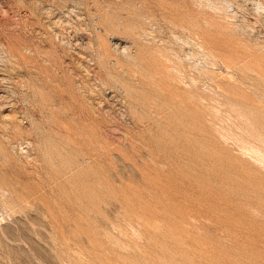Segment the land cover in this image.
I'll return each mask as SVG.
<instances>
[{
  "label": "rangeland",
  "instance_id": "obj_1",
  "mask_svg": "<svg viewBox=\"0 0 264 264\" xmlns=\"http://www.w3.org/2000/svg\"><path fill=\"white\" fill-rule=\"evenodd\" d=\"M263 108L264 0H0V264H264Z\"/></svg>",
  "mask_w": 264,
  "mask_h": 264
},
{
  "label": "bare ground",
  "instance_id": "obj_2",
  "mask_svg": "<svg viewBox=\"0 0 264 264\" xmlns=\"http://www.w3.org/2000/svg\"><path fill=\"white\" fill-rule=\"evenodd\" d=\"M105 25H107V24H105ZM105 25H104V27H105ZM109 25H110V24H109ZM109 25H108V26H109ZM109 27H110V26H109ZM109 27L106 28V31H105V32H108V31L110 32V28H109ZM181 27H182V25H181ZM103 29H104V28H103ZM195 30H196V29H195ZM194 32H195V31H194ZM198 33H200V32H198ZM198 33H197V31H196V34H198ZM201 33H203V32H201ZM112 34H113V32H112ZM106 35H108V34L106 33ZM102 37H103V36H102ZM102 37H101V38H102ZM99 38H100V35H99ZM133 38H134V34H133ZM102 39H103V38H102ZM134 39H136V38H134ZM134 39H133V40H134ZM178 39H180V38H178ZM203 39H204V38H203ZM102 41H103V40H102ZM164 41H165V40H164ZM168 41H169V40H168ZM165 42H166V41H165ZM203 43H204V42H203ZM207 43H208V42H207ZM100 44H102V43H100ZM169 44H170V43H169ZM169 44H168V45H169ZM199 44H200V43H199ZM103 45H104V44H103ZM161 45H162V44H161ZM164 45H165V43H164ZM164 45H163V46H164ZM200 45H201V44H200ZM204 45H205V44H204ZM117 46H118V45H117ZM147 46H148V45H147ZM158 47H160V46H158ZM158 47H157V48H158ZM167 47H169V46H167ZM170 47H171V45H170ZM213 47H214V46H213ZM117 48H118V47H117ZM128 48H129V47H128ZM162 48L164 49L165 47H162ZM202 48H203V47H202ZM214 48H215V47H214ZM126 49H127V48H126ZM146 49H147V48H146ZM150 49H151V48H150ZM168 49H169V48H168ZM172 49H173V48H172ZM172 49H171V50H172ZM211 49H212V48H211ZM124 50H125V49H124ZM128 50H129V49H127V51H128ZM147 50H149V47H148ZM175 50H176V49H175ZM182 50H183V49H182ZM152 51H153V50H152ZM158 51H159V50H158ZM169 51H170V50H169ZM209 51H210V50H209ZM211 51H212V50H211ZM160 52H161V51H160ZM162 52H164V51H162ZM191 52L193 53V51H191ZM122 53H123V49H122ZM149 53H150V51H149ZM155 53H156V52H155ZM155 53H154V54H155ZM158 53H159V52H158ZM165 53H166V55L168 54L167 51H166ZM186 53H188V51H186ZM147 54H148V53H147ZM150 54H151V53H150ZM178 54H179V51H178ZM209 54H210V52H209ZM160 55H162V54H160ZM186 55H189V54H186ZM192 55H194V54H192ZM212 55H213V54H212ZM144 56H146V55H144ZM151 56H152V54H151ZM173 56H175V59H176V60L179 58V57L176 58V55H173ZM191 57H192V56H191ZM153 58H154V57H153ZM155 58H156V57H155ZM158 59H159V58H158ZM166 59H167V58H166ZM172 59H173V57H172ZM179 59H180V58H179ZM179 59H178V60H179ZM151 60H153V59H151ZM163 60H164V59H163ZM181 60H182V59H181ZM144 61H145V60H144ZM161 61H162V60H161ZM167 61H168V59H167ZM169 61H170V60H169ZM179 61H180V60H179ZM150 62H151V61H150ZM157 62H158V61H156V63H157ZM162 62H163V61H162ZM170 62H171V61H170ZM175 63H176V62H175ZM177 63H178V61H177ZM181 63H182V61H181ZM172 64H173V63H172ZM214 64H215V63H214ZM144 65H145V64H144ZM158 65H159V64H158ZM160 65H161V64H160ZM169 65H170V64H169ZM178 65H179V64H178ZM189 65H190V64H189ZM191 65H192V64H191ZM122 66H123V65H122ZM153 66H154V65H153ZM153 66H152V67H153ZM155 66H157V65L155 64ZM165 66H166V65H165ZM173 66H174V65H173ZM173 66L171 65V67H173ZM176 66H177V65L175 64V67H176ZM179 66H180V65H179ZM179 66H178V67H179ZM168 67H169V66H168ZM168 67H167V68H168ZM180 67H181V66H180ZM184 67H185V65H184ZM226 67H227V66H226ZM125 68H126V67H125ZM153 68H154V67H153ZM155 68H156V67H155ZM158 68H162V66H159ZM182 68H183V67H182ZM185 68H186V67H185ZM185 68H184V69H185ZM122 69H123V68H122ZM187 69H188V68H187ZM200 69H201V68H200ZM128 70H129V69H128ZM153 70H154V69H153ZM162 70H163V68H162ZM165 70H166V69H165ZM174 70H175V69H174ZM174 70H173V71H174ZM123 71H124V70H123ZM123 71H122V72H123ZM133 71H134V70H133ZM175 71H176V70H175ZM181 71H182V69H181ZM188 71H189V70H188ZM197 71H198V70H197ZM202 71H203V70H202ZM202 71H201V72H202ZM130 72H131V71H130ZM155 72H156V71H155ZM167 72H168V71H167ZM171 72H172V71H171ZM120 73H121V71H120ZM124 73H125V72H124ZM134 73H135V72H134ZM162 73H164V72H162ZM175 73H176V72H175ZM172 74H173V73H172ZM177 74H178V73H177ZM184 74H185V73H183L182 76H181V75H180V72H179L180 77H183ZM204 74H205V73H204ZM204 74H203V75H204ZM209 74H210V73H209ZM211 74H212V73H211ZM211 74H210V75H211ZM213 74H214V73H213ZM213 74H212V75H213ZM148 75H149V74H148ZM164 75H165V74H164ZM175 75H176V74H175ZM185 75H186V74H185ZM196 75H198V74H196ZM131 76H132V75H131ZM137 76H138V75H137ZM172 76H173V75H172ZM188 76H190V75H188ZM194 76H195V75H194ZM194 76H193V77H194ZM208 76H209V75H208ZM243 76H244V75H243ZM132 77H133V76H132ZM138 77H140V76H138ZM161 77H162V76H161ZM176 77H177V76H176ZM184 77H185V76H184ZM253 77H254V76H253ZM162 78H163V77H162ZM199 78H200V77H199ZM230 78H231V77H230ZM233 78H234V77H233ZM238 78H239V76H238ZM245 78H246V77L244 76V79H245ZM159 79H160V78H159ZM164 79H165V78H164ZM166 79H168V77H167ZM169 79H170V78H169ZM182 79H183V78H182ZM251 79H252V78H251ZM175 80H177V79H175ZM240 80H241V79H240ZM138 81H139V80H138ZM163 81H165V80H163ZM180 81H182V80H180ZM196 81H197V80H196ZM215 81H216V80H215ZM215 81H214V83H215ZM242 81H244V80H242ZM165 82H166V81H165ZM172 82H174V81L172 80ZM222 82H224V81H222ZM226 82H228V81H226ZM226 82L223 83V86H224V84H226ZM235 82H236V81H235ZM244 82H245V81H244ZM158 83H159V82H158ZM167 83H168V82H167ZM228 83H229V82H228ZM228 83H227V84H228ZM217 84H218V83H217ZM217 84L215 83V85H217ZM239 84H240V83H239ZM149 85H150V83H149ZM171 85H172V83H171ZM177 85H178V84H177ZM191 85H192V84H191ZM191 85H190V87L193 86V85H192V86H191ZM150 86H151V85H150ZM152 86H153V85H152ZM164 86L167 87L166 84H164ZM168 86H169V85H168ZM172 86H174V84H173ZM175 86H176V84H175ZM178 86H179V85H178ZM194 86H195V85H194ZM218 86H221V85H218ZM153 87H154V86H153ZM179 87H180V86H179ZM190 87H189V89H190ZM226 87H227V85H226ZM233 87H234V86H233ZM160 88H161V87H160ZM168 88H169V87H168ZM173 88H174V87H173ZM176 88H177V87H176ZM181 88H182V87H181ZM221 88H222V87H220V89H221ZM228 88H229V87H228ZM156 89H157V88H156ZM177 89H178V88H177ZM177 89H176V92H178ZM189 89H188V90H189ZM192 89H193V88H192ZM194 89H195V87H194ZM197 89H198V88H197ZM222 89H223V88H222ZM230 89H231V88H230ZM152 90H153V89H152ZM161 90H162V89H161ZM178 90H179V89H178ZM236 90H238V89H237V86H236ZM162 91H163V90H162ZM185 91H187V90L185 89ZM224 91H225V89H224ZM227 91H228V93L230 94L229 90H227ZM232 91H233V89H232ZM160 92H161V91H160ZM173 92H174V91H172V93H173ZM233 92H234V91H233ZM172 93H171V94H172ZM181 93H182V92H180V93L178 92V93H177V94H178V97H177V98L180 99V96H179V95H180ZM187 93H188V92H187ZM192 93H193V92H192ZM194 93H196V92H194ZM228 93H227V94H228ZM171 94H170V96H171ZM175 94H176V93H175ZM183 94H184V93H183ZM183 94H181V95H183ZM213 94H215V93H213ZM232 94H236V91H235V93H232ZM237 94H238V93H237ZM160 95H162V94H160ZM188 95H189V93H188ZM195 95H196V94H195ZM195 95H194V96H195ZM199 95H200V94H199ZM230 95H231V94H230ZM238 95H239V94H238ZM172 96H173V95H172ZM172 96H171V97H172ZM191 96H192V95H191ZM202 96L204 97L205 95H202ZM211 96H212V95H211ZM211 96H209V97H211ZM233 96H234V95H233ZM243 96H244V94H243ZM182 97H183V99H184V96H182ZM196 97H197V96H196ZM203 97H202V99H203ZM212 97H213V96H212ZM163 98H164V97H163ZM174 98H175V96H174ZM185 98H186V97H185ZM187 98H190V99H191V97H188V96H187ZM206 98H207V97H206ZM234 98H235V97H234ZM237 98H238V97H237ZM166 99H167V98H166ZM170 99H172V98H170ZM175 99H176V98H175ZM194 99H195V97H194ZM208 99H209V98H208ZM214 99H215V97H214ZM177 100H178V99H177ZM191 100H193V99H191ZM212 100H213V99H212ZM212 100H211V101H212ZM215 100H217V99H215ZM236 100H237V99H236ZM236 100H235L234 104L237 103ZM167 101H168V100H167ZM180 101H181V99H180ZM182 101H183V100H182ZM186 101H187V100H186ZM193 101H194V100H193ZM209 101H210V100H209ZM243 101H244V100H243ZM243 101H242V102H243ZM239 102H240V99H239ZM184 103H185V105H186V102H184ZM200 103H201V102H199V104H200ZM175 104H176V103H175ZM189 104H190V103H189ZM196 104H198V102H197ZM228 104H229V103H228ZM234 104H230V105H234ZM181 105H183V103H182ZM190 105H191V104H190ZM193 105H194V104H193ZM193 105H191V106H193ZM235 105H236V104H235ZM235 105H234V106H235ZM169 106H170V104H169ZM172 106H173V105H172ZM172 106H170V108H171ZM175 106H176V105H175ZM175 106H174V107H175ZM178 106H179V105H178ZM191 106H190V107H191ZM197 106H198V105H197ZM199 106H200V105H199ZM174 107H173V108H174ZM183 107H184V106H183ZM167 108H168V107H167ZM186 108H187V106H186ZM186 108H185V109H186ZM192 108H194V107H192ZM175 109H176V107H175ZM180 109L182 110L183 108H180ZM195 109H196V108H195ZM232 109H233V107H232ZM178 110H179V109H178ZM178 110H177V111H178ZM189 110H190V109H189ZM191 110H192V109H191ZM173 111H174V110H173ZM182 111H183V110H182ZM184 111H185V113H187L186 110H184ZM235 111H237V110H235ZM238 111H239V110H238ZM263 111H264V108H263ZM263 111H262V113H264ZM192 112H193V111H192ZM241 112L243 113V111H241ZM182 113H183V112H182ZM185 113H184V114H185ZM256 113H257V112H256ZM178 114H179V113H178ZM178 114H177V115H178ZM196 114H197V113H196ZM240 114H241V113H240ZM258 114H260V112H258ZM258 114H257V115H258ZM179 115H180V114H179ZM179 115H178V116H179ZM182 115H183V114H182ZM185 115H187V114H185ZM189 115H190V114L188 113L187 116L189 117ZM237 115H238V114H237ZM243 115H245V112H244ZM252 115H253V114H252ZM254 115H255V114H254ZM260 115H261V114H260ZM180 116H181V115H180ZM180 116H179V117H180ZM191 116H192V115H191ZM245 116H246V115H245ZM249 116H250V115H249ZM263 116H264V115H263ZM179 117H178V118H179ZM188 117H187V118H188ZM241 117H242V116H241ZM254 117H255V116H254ZM178 118H177V119H178ZM192 118H194V117H192ZM244 118H245V117H244ZM244 118H243V119H244ZM246 118H247V116H246ZM179 119H180V118H179ZM247 119H248V118H247ZM251 119H253V118H251ZM180 120H181V119H180ZM245 120H246V119H245ZM249 120H250V119H249ZM259 120H260V123H262V122H261L262 120H261V119H259ZM253 121H257V120L254 119ZM191 122H192V120H191ZM248 122H249V121H248ZM258 123H259V122H258ZM258 123H257V125H258ZM250 124H252V123H250ZM243 126H244V125H243ZM252 126H253V125H252ZM258 126H261V128H262V125H258ZM263 126H264V125H263ZM253 127H254V126H253ZM246 128H247V127H246ZM246 128H245V129H246ZM255 128H256V127H255ZM254 130H255V129H254ZM255 131H257V130H255ZM242 132H243V131H242ZM248 132H249V131H248ZM261 132H262V131H261ZM262 133H263V132H262ZM240 135H241V134H240ZM233 136H234V135H233ZM236 136H237V135H236ZM242 137H243V135H242ZM250 137H251V135H250ZM250 137H249V138H250ZM257 137H258V136H257ZM261 137H263V136H261ZM244 138H245V140H246V137H244ZM263 139H264V137H263ZM243 140H244V139H243ZM249 140L251 141V139H249ZM252 140H253V139H252ZM254 140H255V139H254ZM256 140H257V139H256ZM239 141H240V140H239ZM242 143H243V142H242ZM251 143L253 144V142H251ZM254 143H255V142H254ZM239 144H240V143H239ZM245 144H246V143H245ZM247 144H248V143H247ZM240 146H241V145H240ZM245 146H246V145H245ZM259 147H260V146H259ZM240 148H241V147H240ZM245 148H246V147H245ZM251 149H252V148H251ZM251 149H250V150H251ZM247 150H248V149H247ZM261 150H262V148H261ZM254 151H257V149H254ZM259 152H260V151H259ZM259 152H258V153H259ZM256 153H257V152H256ZM258 153H257V154H258ZM249 154H250V153H249ZM252 154H253V153H252ZM253 155H254V154H253ZM262 156H263V155H262ZM256 157H258V156H256ZM256 157H255V158H256ZM263 157H264V156H263ZM260 158H262V157H260ZM263 159H264V158H263ZM255 160L258 161V159H255ZM261 162H262V161H261ZM261 164H262V163H261ZM249 184H250V183H249ZM250 185H251V184H250ZM250 187H252V185H251ZM255 189H256V188H254L253 190H255ZM257 190H258V189H257ZM257 190H256V191H257ZM256 191H255V192H256ZM258 192H259V191H258Z\"/></svg>",
  "mask_w": 264,
  "mask_h": 264
}]
</instances>
